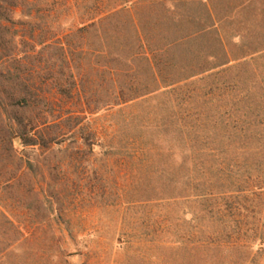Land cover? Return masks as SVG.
<instances>
[{"label": "rangeland", "instance_id": "obj_1", "mask_svg": "<svg viewBox=\"0 0 264 264\" xmlns=\"http://www.w3.org/2000/svg\"><path fill=\"white\" fill-rule=\"evenodd\" d=\"M140 1L0 0V60L21 59L57 117L81 119L100 145L86 149L77 128L32 168L0 146V264H262L264 0L144 6L155 43L187 39L161 60L168 86L107 106V52L130 29L81 30ZM206 6L220 20L213 30ZM176 11L182 19L169 21ZM140 68L134 77L120 66L125 93L155 87Z\"/></svg>", "mask_w": 264, "mask_h": 264}, {"label": "trees", "instance_id": "obj_2", "mask_svg": "<svg viewBox=\"0 0 264 264\" xmlns=\"http://www.w3.org/2000/svg\"><path fill=\"white\" fill-rule=\"evenodd\" d=\"M160 4L159 0H141L138 3L140 9L135 12L124 7L120 10L115 9L97 13L92 15L87 21L89 25L81 30L96 29L114 21L125 23V26L130 29L131 39L115 49L109 48L107 52L109 63L106 66V74L108 75V82L111 85L112 92V101H109L107 106L127 104L168 86V83L164 81L165 77L163 76L161 60L166 57L173 45H179L187 38L171 39L168 37L169 40L171 39L170 41L168 40L169 44H167V41L164 44L155 43L157 38L155 39L151 35V29L148 27L153 22L148 25L144 23L145 20L141 16V11L144 6L153 8L164 7V3ZM182 17L176 11L175 15H171L168 20L178 22ZM203 18L205 25L207 24V27L211 30L215 29L217 24L220 23L215 12L207 6L203 12ZM209 28L203 27L197 30L189 38L196 35L199 36ZM123 64L134 65L135 69L132 70V76L134 77L140 76V67H144L151 74L155 87L150 90L145 87L146 85L143 81L138 80V84L145 88L134 92L130 90V93H125L124 88L121 87V79L129 77V73L126 76L124 75V71L120 69ZM21 66H24L21 59H15L14 61L0 60V146H3L5 151L15 159L14 164L18 160L20 168L23 167L24 162L28 167H34L31 161L33 156H37L41 151H53L55 146L62 145L65 142L62 140H66L68 136L69 138L76 137V133L73 132L77 128H80L77 135L80 136L81 142L86 149L93 152L99 147L97 136L89 127L81 125V119H78L79 121L72 126L70 122L73 117H69L65 121H61L62 119L57 117L54 97L34 90ZM69 96H72V93ZM18 140L23 147L21 153H18L15 148V142ZM258 240L262 244L264 243L263 238ZM252 246L256 247V244L253 243ZM2 255L3 252H0V256Z\"/></svg>", "mask_w": 264, "mask_h": 264}, {"label": "crops", "instance_id": "obj_3", "mask_svg": "<svg viewBox=\"0 0 264 264\" xmlns=\"http://www.w3.org/2000/svg\"><path fill=\"white\" fill-rule=\"evenodd\" d=\"M262 264H264V260H263Z\"/></svg>", "mask_w": 264, "mask_h": 264}]
</instances>
